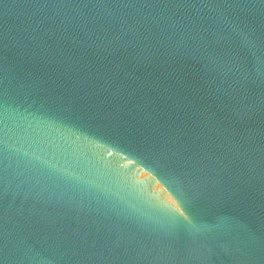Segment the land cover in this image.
<instances>
[{
    "label": "water",
    "instance_id": "95a60500",
    "mask_svg": "<svg viewBox=\"0 0 264 264\" xmlns=\"http://www.w3.org/2000/svg\"><path fill=\"white\" fill-rule=\"evenodd\" d=\"M0 264H264V0H0Z\"/></svg>",
    "mask_w": 264,
    "mask_h": 264
}]
</instances>
